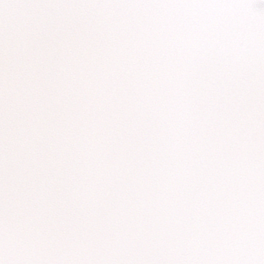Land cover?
I'll list each match as a JSON object with an SVG mask.
<instances>
[{
    "label": "snow or ice",
    "instance_id": "snow-or-ice-1",
    "mask_svg": "<svg viewBox=\"0 0 264 264\" xmlns=\"http://www.w3.org/2000/svg\"><path fill=\"white\" fill-rule=\"evenodd\" d=\"M0 264H264V0H0Z\"/></svg>",
    "mask_w": 264,
    "mask_h": 264
}]
</instances>
